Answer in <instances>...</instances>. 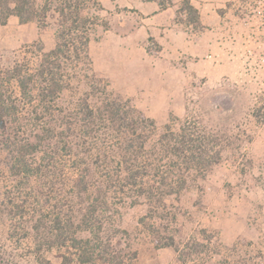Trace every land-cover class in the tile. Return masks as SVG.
I'll use <instances>...</instances> for the list:
<instances>
[{
	"label": "rangeland",
	"instance_id": "374dc122",
	"mask_svg": "<svg viewBox=\"0 0 264 264\" xmlns=\"http://www.w3.org/2000/svg\"><path fill=\"white\" fill-rule=\"evenodd\" d=\"M68 1L79 6L81 17L73 13L69 20L87 31L91 65L81 59L58 69L70 78L69 89L57 99L59 106L82 98L95 103L107 84L113 96L155 121L147 145L167 125L176 128L185 122L197 137L210 140L212 152L220 153L207 172L189 173L184 188L167 196L158 213L149 211L148 200L136 197L132 187L121 189L118 184L98 214L100 239L107 249L94 263L264 264V0H219L213 17L203 24L185 10L186 19L195 22L193 52L164 65L150 55L131 64L112 57L108 72L100 71L99 58L94 61L91 55L100 53L95 41L105 29L102 24L108 25V14L100 0ZM83 17L93 23L81 24ZM59 23L55 12L44 25L36 20L20 23L14 15L0 23V79L16 63L33 70L41 52L55 45ZM147 48L152 51L156 44L150 42ZM8 90L16 91L15 83ZM26 124L23 131L11 119L3 120L15 139L35 129L31 118ZM4 138L0 133V264H42L35 252L38 236L30 228L38 218L43 224L40 254L59 264L71 250V235L91 236L81 221L90 198L74 190V168L95 162L74 159L69 151H59L48 161L38 152L29 157L36 166L34 175L15 176ZM168 236L175 245H165ZM68 264L81 263L72 256Z\"/></svg>",
	"mask_w": 264,
	"mask_h": 264
},
{
	"label": "trees",
	"instance_id": "16d2710c",
	"mask_svg": "<svg viewBox=\"0 0 264 264\" xmlns=\"http://www.w3.org/2000/svg\"><path fill=\"white\" fill-rule=\"evenodd\" d=\"M183 7L194 20H198L197 10L188 1ZM50 12L57 13L60 19L55 45L41 52L33 70L16 63L5 70L6 79H0V133L9 140L6 141L10 153L8 167L15 176L29 178L34 175L36 166L29 157L38 152L48 161L59 151H69L74 159L88 157L94 160L95 165L84 161L74 168L77 171L74 190L88 194L90 198L84 215L87 219L81 221L91 236L71 235V250L62 256L59 264H68L72 256L81 264H95L107 249L106 246L103 249L107 243L100 239L102 220L98 214L107 204L110 193L119 189L118 184L121 189L125 185L132 187L136 197L148 200V210L158 213L159 207L165 206L167 196L178 194L184 188L189 173L207 172L218 162L220 153L212 152L210 140L197 137L185 122L176 128L167 125L158 140L147 145L150 133L155 130V121L142 110L126 104L119 95L113 96L106 89L107 84L102 88L103 96L95 103L82 98L64 107L59 106L57 99L69 89L70 78L59 73L58 69L81 59L91 65L87 31L72 24L73 19L69 20L73 13L81 17L79 6H72L68 0L55 4L49 0L42 4L37 0H0L1 24L14 15L20 23L36 20L44 25ZM80 21L81 24L93 23L85 17ZM102 26L108 27L105 23ZM92 75L96 76L94 71ZM11 83H15L16 91L8 90ZM30 118L35 122V129L21 139L13 138L15 134L8 131L9 126L3 125V120L11 119L18 128L26 131V121ZM132 201L136 202L137 198ZM42 225L40 218L31 224L35 237L41 236ZM148 227L153 229L154 226L149 224ZM55 236L59 239L57 233ZM38 237L35 252L40 263L57 264L40 254L42 246ZM167 239L165 245H175L172 236ZM54 240L50 241L48 248L52 247ZM175 247L179 249L177 245Z\"/></svg>",
	"mask_w": 264,
	"mask_h": 264
},
{
	"label": "crops",
	"instance_id": "0c3cea01",
	"mask_svg": "<svg viewBox=\"0 0 264 264\" xmlns=\"http://www.w3.org/2000/svg\"><path fill=\"white\" fill-rule=\"evenodd\" d=\"M185 1L197 10L201 24L220 6L219 0H100L102 11L108 14V27L95 41L100 53L96 56L91 51L94 61L99 58L100 71H109L112 57H124L131 64L138 56L150 55L164 65L193 52L196 34L191 29L195 22L186 19L181 8ZM150 42L156 44L152 51L147 48Z\"/></svg>",
	"mask_w": 264,
	"mask_h": 264
}]
</instances>
